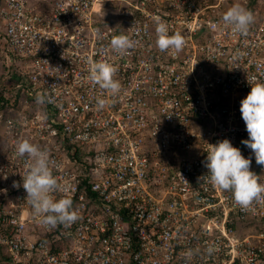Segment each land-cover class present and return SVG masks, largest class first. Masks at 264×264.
I'll use <instances>...</instances> for the list:
<instances>
[{
  "label": "built area",
  "instance_id": "obj_1",
  "mask_svg": "<svg viewBox=\"0 0 264 264\" xmlns=\"http://www.w3.org/2000/svg\"><path fill=\"white\" fill-rule=\"evenodd\" d=\"M237 3L254 16L243 35L223 26ZM157 19L183 35L179 52L159 50ZM119 34L135 41L124 55L110 44ZM90 60L117 67L120 93L102 110ZM254 80L264 0H0V264H185L190 248L188 264H264V198L242 209L205 167L209 144L227 138L264 183L241 143ZM24 139L49 153L70 225L34 214L22 187L31 161L15 152Z\"/></svg>",
  "mask_w": 264,
  "mask_h": 264
},
{
  "label": "clouds",
  "instance_id": "obj_2",
  "mask_svg": "<svg viewBox=\"0 0 264 264\" xmlns=\"http://www.w3.org/2000/svg\"><path fill=\"white\" fill-rule=\"evenodd\" d=\"M222 20L226 29H230L233 34L243 35L254 22V16L250 10L237 3L223 14ZM155 33L156 45L162 52L169 49L179 52L185 44L180 32L170 34L168 25L159 19ZM110 44L116 53L124 55L135 46V41L126 34H119L113 36ZM242 55L244 53L238 50L237 56ZM88 73L90 83L108 94L107 97L97 98V109L102 110L120 93L121 84L114 78L117 67L106 60H90ZM249 85L250 89L239 105L248 135L241 143L251 149L256 164L264 166V82L254 80ZM36 102L43 105L49 101L39 96ZM209 145L205 167L208 174L206 178L212 185L231 192L234 202L245 210H249L255 201L264 198V183L251 170V157L242 155L240 148L227 138ZM15 152L17 157H27L31 161L22 176V187L34 214L40 218L39 223L55 227L57 224L70 225L75 222L78 217L73 210L71 198H57L53 195L58 189V181L50 167L49 153L28 139L19 141L15 145ZM215 250L216 246L213 245L208 248V253L212 254ZM198 252V249H188L184 255L185 264Z\"/></svg>",
  "mask_w": 264,
  "mask_h": 264
},
{
  "label": "rangeland",
  "instance_id": "obj_3",
  "mask_svg": "<svg viewBox=\"0 0 264 264\" xmlns=\"http://www.w3.org/2000/svg\"><path fill=\"white\" fill-rule=\"evenodd\" d=\"M178 152H179L178 154H179L181 157H184V158H189V157H192V156L194 155V152L191 151V150L178 151Z\"/></svg>",
  "mask_w": 264,
  "mask_h": 264
},
{
  "label": "trees",
  "instance_id": "obj_4",
  "mask_svg": "<svg viewBox=\"0 0 264 264\" xmlns=\"http://www.w3.org/2000/svg\"><path fill=\"white\" fill-rule=\"evenodd\" d=\"M249 8H251V5L249 6Z\"/></svg>",
  "mask_w": 264,
  "mask_h": 264
}]
</instances>
